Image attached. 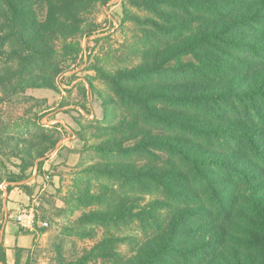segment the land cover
<instances>
[{
    "label": "trees",
    "instance_id": "trees-1",
    "mask_svg": "<svg viewBox=\"0 0 264 264\" xmlns=\"http://www.w3.org/2000/svg\"><path fill=\"white\" fill-rule=\"evenodd\" d=\"M107 1L0 0V102L58 92ZM123 14L138 27L139 61L95 67L107 91L89 85L103 120L95 143L83 126L78 153L96 159L65 199L93 209L66 229L136 223L142 236L107 234L58 264H264V0H126ZM58 141L40 124L31 139L0 134V156L21 160L20 173L0 171V187H22L12 183L41 168ZM0 263L9 264L2 241Z\"/></svg>",
    "mask_w": 264,
    "mask_h": 264
},
{
    "label": "rangeland",
    "instance_id": "rangeland-1",
    "mask_svg": "<svg viewBox=\"0 0 264 264\" xmlns=\"http://www.w3.org/2000/svg\"><path fill=\"white\" fill-rule=\"evenodd\" d=\"M125 1L108 0L90 16V22L98 25L96 31L83 35L82 53L77 62L59 77L58 92L46 88L32 89L0 102V134L31 139V133L40 124L59 137L57 145L61 146L57 159L47 165L43 162L37 170L35 166L30 168L25 174L27 179L12 183L14 186L23 184L22 187H14L11 193L7 190L8 182H4L7 186L3 190L0 187V243L8 241V245L13 247L7 237V229L8 234L14 231L17 235L26 233L35 237L31 238L32 246L20 251L23 264H58L59 254L68 261L77 260L107 234L134 239L142 236L136 223L109 229L97 224L80 225L73 231L66 229L76 225L84 212L93 209L66 204L65 199L70 197L81 166L96 159L92 152L78 153L84 145L79 138L83 126L86 127L89 143H95L98 139L92 134L103 120L102 99L89 85L91 81L102 92L107 91L95 67L115 70L139 61L134 52L138 27L131 20L123 21ZM20 164L21 160L17 157L0 156V171L3 174L11 171L20 173ZM30 208L36 218L34 230L23 228L16 220L17 215ZM42 221H47L49 226L41 228L39 223ZM132 240L119 243L118 250L123 254L130 253ZM17 252L18 247L11 251L9 264H15ZM89 264L110 263L98 258Z\"/></svg>",
    "mask_w": 264,
    "mask_h": 264
},
{
    "label": "crops",
    "instance_id": "crops-1",
    "mask_svg": "<svg viewBox=\"0 0 264 264\" xmlns=\"http://www.w3.org/2000/svg\"><path fill=\"white\" fill-rule=\"evenodd\" d=\"M58 154H59V152H58ZM58 154L55 157H51L49 159H45V161H44L45 165H47L54 158L57 159L58 158L57 157ZM44 168H47V166H45ZM35 170H37V167L35 168ZM41 228H44V227H41ZM32 236L34 237V235H32V234H26V233H20L19 235H17V234H15L14 231H12L11 233L8 234V229H7V237L9 239V242L13 243V247H11V246L8 245L9 244L8 241L5 242L6 253H7V257H8V263H10V261H9V258H10V255H11L10 253H11V251L14 250L15 247L22 248V249H27L29 246H32V243H33V239H31Z\"/></svg>",
    "mask_w": 264,
    "mask_h": 264
},
{
    "label": "built area",
    "instance_id": "built-area-1",
    "mask_svg": "<svg viewBox=\"0 0 264 264\" xmlns=\"http://www.w3.org/2000/svg\"><path fill=\"white\" fill-rule=\"evenodd\" d=\"M60 147L61 146L57 145L56 149L53 150L49 155H47V159L51 157H55L58 154ZM6 186H5V183H3L1 185V188L4 189ZM16 220L23 228L34 230V228L36 227V218H35L34 211L32 208L24 209L19 215L16 216ZM39 226L48 227L49 223L47 221H42L39 223Z\"/></svg>",
    "mask_w": 264,
    "mask_h": 264
}]
</instances>
